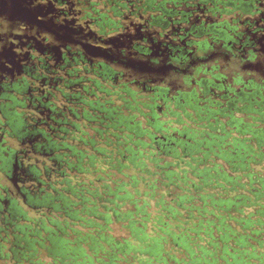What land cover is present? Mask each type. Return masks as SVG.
<instances>
[{"label": "trees", "instance_id": "obj_1", "mask_svg": "<svg viewBox=\"0 0 264 264\" xmlns=\"http://www.w3.org/2000/svg\"><path fill=\"white\" fill-rule=\"evenodd\" d=\"M63 95L61 106L33 95L0 104V133L14 123L48 161L25 162L0 141L14 188L0 191V261L264 264L263 103L249 105L251 122H223L193 94Z\"/></svg>", "mask_w": 264, "mask_h": 264}, {"label": "flooded vegetation", "instance_id": "obj_2", "mask_svg": "<svg viewBox=\"0 0 264 264\" xmlns=\"http://www.w3.org/2000/svg\"><path fill=\"white\" fill-rule=\"evenodd\" d=\"M259 66L264 0H0V104L33 95L61 106L63 92L120 104L122 88L141 100L161 89L169 96L193 94L224 112L223 122L229 115L251 122L249 105L264 104ZM157 75L180 85L159 83ZM106 88L113 95L100 92ZM73 119L92 134L81 117ZM5 130L3 147L24 152L25 162L38 167L48 163L21 141L14 123ZM4 188L14 195L0 171Z\"/></svg>", "mask_w": 264, "mask_h": 264}, {"label": "rangeland", "instance_id": "obj_3", "mask_svg": "<svg viewBox=\"0 0 264 264\" xmlns=\"http://www.w3.org/2000/svg\"><path fill=\"white\" fill-rule=\"evenodd\" d=\"M261 71L264 72V68L262 66H259ZM130 76L129 77H139V75L133 73V72H130ZM157 81L159 83H163V84H166V83H171L172 85H174L175 87H178L180 85V82L179 81H170L167 77L165 76H158L157 75Z\"/></svg>", "mask_w": 264, "mask_h": 264}]
</instances>
